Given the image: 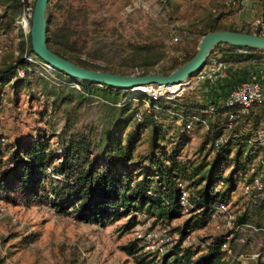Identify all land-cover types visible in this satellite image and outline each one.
Masks as SVG:
<instances>
[{
    "label": "trees",
    "instance_id": "obj_1",
    "mask_svg": "<svg viewBox=\"0 0 264 264\" xmlns=\"http://www.w3.org/2000/svg\"><path fill=\"white\" fill-rule=\"evenodd\" d=\"M0 2L5 6L0 15V34L7 37L14 25L17 26L20 5L17 0ZM257 2L264 3V0ZM218 7L212 11L216 13L222 9L229 12H219V18L216 16L205 22L199 36L213 30L264 34L261 23L254 24L251 30L220 23L243 7L242 0L230 6L221 2ZM86 18L84 7L65 0H50L46 11L48 47L81 66L118 73L81 57L79 49L86 45L87 39L78 28L86 27ZM19 35L17 54L0 66V92L9 86L14 96L21 90L26 91L29 100L48 96L47 99L51 100L44 99V105L50 101L48 105L52 111L63 107L64 124L59 130L51 122V133L58 139L55 148L43 130L15 141H9L0 131V201L12 197L38 199L49 195L55 211L61 214L72 212L85 222L106 225L128 217L124 226L129 229L139 223L137 214L143 213L153 219V225L161 223L168 231L179 232L178 241L160 262L156 261V256L142 252L141 243L133 239L123 249L127 255L134 256L136 264H264L261 259L246 263L230 258L222 249L224 231L201 238L206 243L203 247L182 244L187 233L201 229L210 220L219 204L230 203L236 183L243 181L252 186L258 179L263 187L260 192L264 193V170L248 174L252 160L264 152V145L258 139L262 132L264 141V97L243 111L240 107L226 106L224 96L213 98L214 111L210 112L207 103L191 96L194 91L190 89L167 98L76 81L52 67L48 71L40 63L29 61L28 57L42 60L32 52L29 34L26 37L22 33ZM1 41L0 46L4 47ZM238 50H245V53ZM192 56L174 60L169 70L160 72L167 75ZM213 58L229 66L243 62L261 63L264 62V50L218 44L210 52L206 64ZM147 72L143 70L142 74ZM38 85H41L39 92L35 90ZM95 99L103 110V119L94 125L88 122L79 126L83 107ZM39 114L50 113L44 108ZM231 114L239 116L228 129ZM198 129L204 130L199 149L206 153L199 163H195L183 159L181 153L190 140L188 131ZM145 131L148 132L146 139ZM225 135L229 136L228 139H222ZM216 142H219L218 147ZM142 143L146 146L141 147ZM209 154L213 155L212 159H207ZM258 164L264 166V158ZM47 180L50 190H45ZM182 189L188 193L189 216L180 227L171 229V220L184 213L179 199ZM256 193L252 188L243 192L251 204L264 206V195L255 197ZM247 222H250L247 209L234 214L235 224ZM253 224L264 226L259 221ZM234 242H229L233 251Z\"/></svg>",
    "mask_w": 264,
    "mask_h": 264
},
{
    "label": "rangeland",
    "instance_id": "obj_2",
    "mask_svg": "<svg viewBox=\"0 0 264 264\" xmlns=\"http://www.w3.org/2000/svg\"><path fill=\"white\" fill-rule=\"evenodd\" d=\"M65 1L86 10V27L78 28L87 39L86 45L79 49L81 57L100 68L134 75L142 74L143 70L162 74L160 71L169 70L174 60L180 61L188 55H194L201 37L199 31L205 22L216 16L219 18V12L225 14L227 11H212L213 8H219L224 0H169L166 3L153 0ZM4 10L5 6L0 2V15ZM220 23L238 29L251 30L254 27V24L234 22L232 18L223 19ZM16 27L15 24L13 31H9L6 39L1 41L5 53L0 55V66L17 54V38L20 35ZM174 37L178 39L173 40ZM228 68L218 75L209 74L201 82H196L195 74L183 89L194 91L191 96L201 99L203 103L225 96L233 85L226 78L235 74L234 70L229 71ZM251 69L264 73V62L252 65ZM40 89L41 85L35 87L38 92ZM12 91L6 86L0 92V131L9 141H15L43 130L55 148L58 139L51 133V122L60 130L64 124L63 107L52 111L48 105L50 101L48 106L44 105V99L48 96L29 100L26 91L21 90L16 96ZM97 101L95 99L83 107L79 126L88 122L94 125L103 119V110ZM44 108L49 115L39 114ZM203 132L202 129L188 131L190 140L182 149L183 159L199 163L205 156L206 151L199 149ZM147 135L145 131V139ZM142 144L141 147L146 146ZM212 157L209 154L207 159ZM260 158H264V152L258 153L252 160L248 174L264 170V166L258 164ZM46 184L45 190H50L48 180ZM244 185L243 181L236 183V190L228 204L229 209L235 215L247 209L250 222L259 221L264 224V206L250 203L243 194ZM48 196L29 200L12 197L0 201V264H136L134 256L127 255L123 247L134 239L137 230L162 227L161 223L153 225V219L143 213L137 214L139 223L129 229L124 226L128 217L106 225L85 222L76 218L72 212L61 214L55 211ZM186 218L182 216L171 220L169 227H180ZM222 220H218L220 224ZM215 233L213 225L203 231L194 230L197 239L212 237ZM244 235L250 243L235 244L236 254L251 251L264 253V232L251 229L244 232ZM172 247L167 248L170 250ZM153 256L159 262L163 258L158 253Z\"/></svg>",
    "mask_w": 264,
    "mask_h": 264
},
{
    "label": "built area",
    "instance_id": "obj_3",
    "mask_svg": "<svg viewBox=\"0 0 264 264\" xmlns=\"http://www.w3.org/2000/svg\"><path fill=\"white\" fill-rule=\"evenodd\" d=\"M20 5V11L17 16V28L20 30V32L23 34V36H27L29 33L30 28V20L32 16V11L34 7L35 0H17ZM153 1H163V0H153ZM237 0H224L222 3L226 6H230L236 3ZM245 0H242V2ZM258 1V0H253ZM6 36L0 34V41L5 40ZM173 40H177V37H174ZM4 52V47L0 46V55H2ZM240 53H245V50H238ZM28 60L34 63H40L41 66L46 69L50 70L51 66L46 64L43 61H38L37 59H34L32 57H28ZM229 65L219 61L217 58H213L210 63L206 64L201 70H199L195 76L196 82H201L207 78V76L210 74L218 75L220 73H223L226 68H228ZM53 68V67H52ZM22 74V72H20ZM191 81V77L185 80L183 83L178 84H155L150 83L143 87H141V91L143 93L151 94L153 97H162L166 96L167 98H174L177 95H180V93L183 92V87L185 85H188ZM75 86L78 87L77 83H75ZM135 93V92H134ZM264 97V88L262 84L255 80H246L242 81L233 88L223 97V101L226 106H235L240 107L243 111L246 109L251 103L258 102L262 100ZM218 99V98H217ZM208 111L213 112L214 106L211 102H208ZM238 114H231L228 122H227V128L231 129L234 125V120L238 118ZM262 132H260L258 139L260 140V143L264 145V141L262 139ZM229 136L225 135L222 139H228ZM219 142H216V147H218ZM250 188L256 190L255 197H259L261 194L260 191L263 190L262 184L258 179H255L252 183V186L245 184L244 185V192H248ZM180 203L183 206V216H189L188 212V193L186 190L182 189L180 194ZM220 218H222V222L218 221ZM213 225L214 230L217 232L224 231L225 232V242L222 244V249L225 251V253L232 259H237L242 262H255L259 259H261L264 262V253L262 251H251L245 254L238 253L236 254L235 251H233L230 241L233 240L236 242V244H243V243H250V240L248 237L246 238L244 235V232L247 230H255L258 232H264V226L263 227H256L253 223L247 222V223H234V214L231 213L229 209V205L227 204H219L218 207L211 213L210 220L200 229V230H206L208 226ZM135 228V227H134ZM134 239L138 240L141 243L142 246V252L145 254H162L168 252V246H173L179 239V234L176 231L170 232L167 228L164 227H154L144 230H137L135 232ZM174 243V244H173ZM187 243L188 245H193L194 247H203L205 246V242L201 241L200 239H197V237L194 234V231H191L186 234L184 240L182 241V244ZM152 250V251H148Z\"/></svg>",
    "mask_w": 264,
    "mask_h": 264
},
{
    "label": "water",
    "instance_id": "obj_4",
    "mask_svg": "<svg viewBox=\"0 0 264 264\" xmlns=\"http://www.w3.org/2000/svg\"><path fill=\"white\" fill-rule=\"evenodd\" d=\"M50 0H35L30 20L29 41L32 52L43 62L76 81H90L121 91L140 92L150 84H178L193 76L205 65L210 52L218 44L264 50V34L235 30H213L203 34L194 55L169 74H119L81 66L50 49L46 41V11Z\"/></svg>",
    "mask_w": 264,
    "mask_h": 264
},
{
    "label": "crops",
    "instance_id": "obj_5",
    "mask_svg": "<svg viewBox=\"0 0 264 264\" xmlns=\"http://www.w3.org/2000/svg\"><path fill=\"white\" fill-rule=\"evenodd\" d=\"M18 14L16 15L17 19ZM232 20L237 23H247V24H256L261 23L264 26V3L257 2L253 0H245L243 1V7L238 10L233 16H231ZM16 31L20 30L16 28ZM257 63H238L231 64L228 68L229 71L234 70L235 74H231L230 77L226 79L232 83V88L239 84L242 81L246 80H255L258 81L264 86V77L263 71L252 70V65ZM251 66V67H250ZM226 82V81H225ZM229 82L227 84H229Z\"/></svg>",
    "mask_w": 264,
    "mask_h": 264
}]
</instances>
